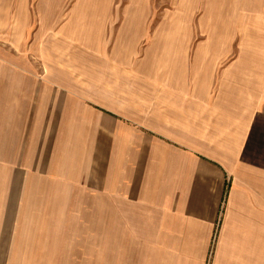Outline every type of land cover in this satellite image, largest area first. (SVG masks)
Here are the masks:
<instances>
[{"label": "crops", "instance_id": "1", "mask_svg": "<svg viewBox=\"0 0 264 264\" xmlns=\"http://www.w3.org/2000/svg\"><path fill=\"white\" fill-rule=\"evenodd\" d=\"M178 1L91 75L0 50V264H264V0Z\"/></svg>", "mask_w": 264, "mask_h": 264}, {"label": "rangeland", "instance_id": "2", "mask_svg": "<svg viewBox=\"0 0 264 264\" xmlns=\"http://www.w3.org/2000/svg\"><path fill=\"white\" fill-rule=\"evenodd\" d=\"M178 4V0H0V50L5 49L10 53L12 51L21 57L32 47L29 52L30 60L40 68L39 54L41 51L48 54L47 50L51 51V40L56 39L59 55L64 52L66 58L73 56L77 63L75 70H86L91 75V70L87 68L92 65L89 60L99 63V57L105 55L101 60L102 66L107 65L106 60L115 58L117 61L121 55V52L114 50L117 43L124 47L134 43H139L140 47V43L158 45L162 40L176 44L181 32L175 30V25L178 19L186 18L181 14L180 17L177 16ZM143 11H146L147 18L137 17ZM200 20L204 26L201 13L196 21L199 23ZM205 21L208 25V19ZM200 28L198 31L185 33L190 37L195 35L196 38L209 36L208 29ZM33 45L37 46L34 48ZM100 50L102 55L99 54ZM11 61L20 65L16 57ZM93 71L100 72V66ZM0 193V197L5 198L6 208L9 205V211L12 209L13 200L11 190L0 189ZM81 218L87 222L92 221L91 215ZM88 228L78 232L82 234L78 241L80 245L85 244L93 235L91 226ZM75 248L78 249L77 246ZM81 248L84 247L81 245ZM40 253L42 261H47L48 264L47 249ZM77 256L72 264H82L79 255ZM30 261L32 258L26 259V263Z\"/></svg>", "mask_w": 264, "mask_h": 264}]
</instances>
